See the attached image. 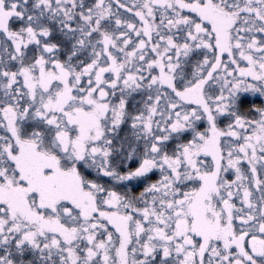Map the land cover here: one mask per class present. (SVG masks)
Masks as SVG:
<instances>
[{"label":"snow or ice","instance_id":"1","mask_svg":"<svg viewBox=\"0 0 264 264\" xmlns=\"http://www.w3.org/2000/svg\"><path fill=\"white\" fill-rule=\"evenodd\" d=\"M0 264H264V0H0Z\"/></svg>","mask_w":264,"mask_h":264}]
</instances>
